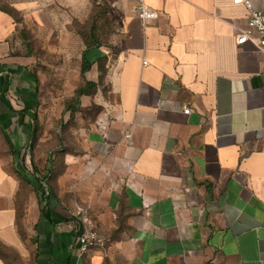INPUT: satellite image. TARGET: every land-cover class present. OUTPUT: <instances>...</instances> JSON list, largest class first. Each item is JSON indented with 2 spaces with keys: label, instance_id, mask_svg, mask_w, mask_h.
Listing matches in <instances>:
<instances>
[{
  "label": "crops",
  "instance_id": "crops-1",
  "mask_svg": "<svg viewBox=\"0 0 264 264\" xmlns=\"http://www.w3.org/2000/svg\"><path fill=\"white\" fill-rule=\"evenodd\" d=\"M99 1L115 22L103 84L62 102L57 146L24 165L44 72L75 90L106 51L75 31L89 0H0V264H264V51L236 43L247 9L144 0L157 17L142 20ZM79 208L104 247L79 254Z\"/></svg>",
  "mask_w": 264,
  "mask_h": 264
},
{
  "label": "rangeland",
  "instance_id": "rangeland-1",
  "mask_svg": "<svg viewBox=\"0 0 264 264\" xmlns=\"http://www.w3.org/2000/svg\"><path fill=\"white\" fill-rule=\"evenodd\" d=\"M91 9L90 15L92 13H99L100 15L95 19L94 22L90 20V15L85 22L74 21L75 23V31L82 38L83 35L89 36L90 31L89 27L93 24V36L97 37V41L100 46H102L103 50L106 51V61L102 64V66H97V69L92 71L93 80L96 83V87L100 88L103 84V77L107 70V62L108 65L112 63L114 59L113 53L115 51L114 46L110 39L111 29L114 28L115 22L108 16H104L102 14V3L99 0H89ZM100 2V3H99ZM94 9V10H93ZM93 10V12H92ZM95 11V12H94ZM98 26V29L95 27ZM84 41V39L82 38ZM52 59H56V56ZM77 80L72 79H63L61 76H57L55 72L50 75L47 72H44L43 77L40 78V89L43 93L42 97H40L39 108L37 109V118H38V129L36 131L37 136L30 142V146L28 149V156L26 157V161L24 165H30V159L33 160L34 163L42 165L45 160V154L54 149L57 146L58 140L63 136V120H62V110L61 105L63 103H74L73 100V90L71 89L77 84ZM74 83V84H69ZM82 85V84H81ZM95 87V88H96ZM49 101V102H48ZM54 124L55 130L51 133V125ZM54 134V135H53ZM53 136V138H50Z\"/></svg>",
  "mask_w": 264,
  "mask_h": 264
},
{
  "label": "built area",
  "instance_id": "built-area-1",
  "mask_svg": "<svg viewBox=\"0 0 264 264\" xmlns=\"http://www.w3.org/2000/svg\"><path fill=\"white\" fill-rule=\"evenodd\" d=\"M134 4V10L137 16L142 20L154 19L157 12L150 8L144 0H131ZM234 3L242 4L248 11L246 25L239 29L236 35V43L244 44L252 43L258 50L264 51V11L258 10L253 6L252 0H232ZM143 65L147 62L143 61ZM189 109L185 108L184 113H188ZM101 130L106 128V123H100ZM126 143H132L133 136L130 132L124 134ZM81 226L77 235V250L79 254H83L94 247H104L106 239L99 234L92 225L91 218L87 208L78 209Z\"/></svg>",
  "mask_w": 264,
  "mask_h": 264
},
{
  "label": "trees",
  "instance_id": "trees-1",
  "mask_svg": "<svg viewBox=\"0 0 264 264\" xmlns=\"http://www.w3.org/2000/svg\"><path fill=\"white\" fill-rule=\"evenodd\" d=\"M93 10H92V12H93ZM99 15L100 14L97 13V12L92 13V15H90V20L92 22H94L95 19H97V17ZM89 31H90V34L88 36L89 39L85 35L82 36V38L84 39V42H85V44H86L87 47H91V46L97 45L95 43H98L96 40H94V37H93V32H94L93 24L89 27ZM89 68H90V62H88L87 60H84L83 63H82V67H81V73L83 74ZM95 87H96V83L95 82H92V81H85L84 85L77 87L74 90V97H73L74 103H76L78 101V97L81 96L82 94H88V93L93 92L94 89H95ZM71 104L72 103H69V102L68 103H65V110H72L71 109L72 106H70ZM37 129H38V119H37V116L35 114V116L33 118L32 129H31L32 135H35L36 134Z\"/></svg>",
  "mask_w": 264,
  "mask_h": 264
}]
</instances>
